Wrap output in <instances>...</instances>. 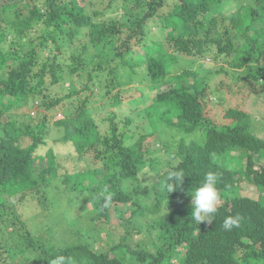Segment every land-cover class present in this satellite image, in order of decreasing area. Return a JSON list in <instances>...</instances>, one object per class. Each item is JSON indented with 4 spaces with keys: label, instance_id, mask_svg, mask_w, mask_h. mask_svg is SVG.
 Segmentation results:
<instances>
[{
    "label": "trees",
    "instance_id": "obj_1",
    "mask_svg": "<svg viewBox=\"0 0 264 264\" xmlns=\"http://www.w3.org/2000/svg\"><path fill=\"white\" fill-rule=\"evenodd\" d=\"M113 1L105 9H91L88 0H11L0 5V45L8 41L9 47H0V209L6 203L1 196L9 193L20 195L15 202L24 209L43 185L59 176L68 189L55 202L40 204L45 221L59 225H48L47 238L35 240L27 229L20 233L26 217L13 214L14 227L0 230L2 264H18L12 261L17 256L25 264H49L58 255L74 264H127L125 252L112 251L128 250L127 239L143 228L155 237L149 249L136 244L140 251L131 252L136 264H264V166L255 168L264 140L251 132L250 113L243 108L245 100L261 92L258 86L264 89V0H247L233 12L228 4L236 0H124L131 6L124 12L126 20L107 18ZM150 27L160 41L150 36ZM39 28L42 41L35 44L32 35ZM65 45L73 50L67 73L55 64L57 55L40 57L43 50L59 52ZM207 51L214 61L230 59L237 70L225 71L214 89L190 67ZM145 92L154 93L141 122L122 123L111 111L95 115V110L136 103ZM222 93L238 105L218 106L225 104ZM30 104L35 110L28 113ZM216 106L224 108L223 122L212 119ZM63 107H68L64 116L54 114ZM163 126L183 136L164 147L169 160L159 164L151 155L155 139L164 144L157 138ZM51 128L58 133L52 143L65 144L64 158L88 157L92 167L76 171L62 165L67 161H60L56 147H45ZM104 160L113 162L114 173L108 174ZM170 171H182L184 177L168 194L162 182ZM209 171L220 175L221 198L212 222L198 224L190 215V192ZM244 181L255 187V198L240 196ZM104 196L111 197L107 206ZM76 206L91 215L82 222L103 220L105 226L113 210L124 232L118 243L99 240L94 249L88 231L76 230L73 244L56 246L53 240L62 239L64 229L58 228L66 219H50L75 214ZM237 214L241 226L225 231L224 219ZM5 234L13 247L7 248Z\"/></svg>",
    "mask_w": 264,
    "mask_h": 264
},
{
    "label": "rangeland",
    "instance_id": "obj_2",
    "mask_svg": "<svg viewBox=\"0 0 264 264\" xmlns=\"http://www.w3.org/2000/svg\"><path fill=\"white\" fill-rule=\"evenodd\" d=\"M9 1L11 0H0V5L1 4H5V3H9ZM93 3L91 4V9H105L107 7V4L109 2V0H88L87 3ZM247 2V0H236L231 2L230 4H228V11L230 10L231 12L235 11L236 8L240 5H245ZM130 4L125 3L124 0H114L111 3V6H109V8L107 9V18L108 17H123L124 20L128 19L129 17L124 14L126 8H130ZM227 9V7H226ZM220 11H225V9H219ZM227 11V13H228ZM7 18H11L12 14L11 13H7ZM131 19V18H130ZM96 20H101V17L96 18ZM71 25V23L69 24ZM224 25V22L222 23V26ZM66 27V26H65ZM42 28L40 30H38V32L33 33L32 35V39L35 40V44L39 43L42 41ZM156 30L152 27L148 28V33L150 34V36L155 37L156 41H160L157 40V34L155 33ZM168 31L163 32L164 34L167 33ZM10 39V38H9ZM164 46L166 47L167 43L162 41ZM8 43V41H7ZM1 44L0 47L5 49H8V44ZM72 48L69 45H65L63 47H61V50L59 52H56L52 49H48V50H43L40 52V57L41 59H45L47 57H52L53 55H57V59L55 61V64H61L62 67L64 68V71H66V73L68 72L67 67L72 65V62L70 61L71 59V55L73 54V50H71ZM186 62H188L189 60L186 59ZM189 63V62H188ZM190 65V64H189ZM191 69L197 71L200 75H202L203 77H205V82H207L210 85L211 89L215 88V84H217L218 82L224 80L225 77V71H228V73H232V72H236L237 70L235 68L232 67L231 61L228 58H224L220 57V59L214 61L212 59V54L210 52H205L204 55H202L201 58H196L195 61H192L191 65H190ZM240 71V72H239ZM239 73H245L244 69L242 70L240 68V70H238ZM224 73V74H223ZM65 78V77H64ZM139 77H136L135 80H138L140 82L141 85L144 84V82L140 79H138ZM103 77L100 79L102 81ZM80 83L84 82V78L82 77V79L78 80ZM233 82V80H232ZM260 83V82H259ZM135 82H133L131 84V86H135ZM78 84H75V87L77 88ZM102 85V84H100ZM64 86L66 87L65 89L67 90L69 87V82L66 80V82L64 83ZM259 89H261L260 93H257L256 95H254L250 100H245V102L243 103L245 109H247L250 113V117H251V132L254 133L257 137L261 138L264 140V89L260 86H258ZM101 89V88H100ZM55 90V89H54ZM164 90V88H161L159 91ZM158 91V90H157ZM113 94L115 93V90H113L112 92ZM154 93V92H153ZM153 93L152 92H145L141 97H137V101L136 103H132L131 101L128 102H124L121 106H117V107H108L107 109H103L102 111L95 110V115L102 117L103 115H108L109 112H114L118 115V118H120L121 122H125L127 119L131 120V121H139L141 122L143 120V113H144V108L150 104V101L153 97ZM222 97L225 99V104H221L218 106H232V105H238L237 104V99L229 97L226 93H222ZM73 105V104H71ZM71 105H69L68 107H70ZM216 106L214 108V113H215V118L214 119L216 122H223V120H221V116L224 113V108L222 107H218ZM240 106V105H239ZM67 108L63 107V108H58L57 111L54 112L55 115L57 116H64ZM32 110H35L34 106H32L30 104V108L27 110L28 113L32 112ZM98 118V117H97ZM19 119V117H18ZM220 119V120H219ZM143 124V122H142ZM132 125V124H131ZM131 125L129 127H131ZM57 131L55 129L51 128V131L47 137V142L49 145L46 144L45 147L48 146H53L56 147L58 153V157L62 160H60L61 162H65L67 161V163H62L63 164H69L68 167L75 169L76 171H79L80 169H84L85 167H83L84 165H86L87 167H92V160L91 158H84L82 159L81 157L78 158H72V157H65V155H62V147H65L63 144L61 143H52V139L57 138ZM157 138H159V140H161V142H163L164 144L161 146L160 144H158V140L155 139V141H153V148H155L154 150V154L151 156H155L157 158H159V164L162 161L165 160H169L166 159L167 154L164 152V147H168L169 145H176L177 142L179 141V137H182L183 134L181 133V131L177 130L174 127H169V126H163L160 127L158 129V133H157ZM185 139H188L189 136L185 137ZM26 140H28V138H26ZM43 147L40 149L41 152H43V150H45L46 148ZM60 150V151H59ZM152 150V149H151ZM65 151V150H63ZM172 161V160H170ZM103 162V161H102ZM104 163H106L105 167H106V171L108 172V174L114 173L116 171V167L114 166L113 162L109 161V160H104ZM164 165V163L162 164ZM45 166V165H43ZM264 166V153L263 156L257 160H255V168L258 169L260 167ZM100 170L102 168H99ZM102 171V170H101ZM64 172L63 169L59 170V173ZM103 172V171H102ZM58 173V174H59ZM36 175V174H34ZM62 181V177L59 176L57 177L53 182L49 183V185H43L40 188V193L38 192V194L35 195L34 199H32L30 201V203H28V206L25 207L24 209L19 205L16 204L15 200L17 198L20 197V195L18 193H12V194H4L3 196H1V200L2 201H6L3 210L0 209V230L1 231H10L14 226H11V223L15 221V219L13 218V214L14 215H18V214H22L23 217L25 218L24 221V225L25 228H20L21 230H19L20 233H24L25 229L29 230L30 232H32L34 239L35 240H40L42 238H47V236L49 235L50 230H48L47 228H49L48 225L52 226V227H56L59 226L57 225L56 221H54V223H49V221H45L46 219L42 216V211L44 209L43 205L40 204H44L46 203H50V202H55L56 200H58L59 196L61 195H65L66 193H68V189L67 187L63 184ZM124 188H131L132 186H128L126 184H124ZM14 191V190H13ZM43 193V197L40 198V195ZM247 195L248 197H253L255 198L257 196V191L255 189V187L249 183V182H242L241 183V187H240V196H244ZM40 201V202H39ZM42 201V202H41ZM66 205H68L70 208V204L66 202ZM87 208H90V206L87 204L86 205ZM76 211L75 214H71L69 213L67 216L65 214L66 217L64 216H54L53 218H51L50 220H58V219H66L65 223L63 225V227H59L58 229L61 230L62 228L64 229V232L61 233V240L59 239H55L54 244L56 246H64V245H70L73 244L75 237L73 236V234H75L76 230H79L81 233H85L88 231V241L90 243L91 246H93L94 249L99 247V240L102 241H106L105 244L108 243V245H111V240L114 241V244L112 246H114L115 244H117L118 239L121 235H123V228L121 226H119V224H117V218L114 217V212L112 210L111 212V217H110V221L108 225H104L102 222H104L103 220H94L91 223L90 222H82V220H84L85 218H88L89 220H91V215L90 213H82L81 209L80 211L77 210V206L75 207ZM120 211V209H119ZM36 217V221H33L31 218ZM102 221V222H101ZM37 225V226H36ZM17 227V226H15ZM94 227V230H92L91 228ZM108 231V234H105V231ZM105 234V235H104ZM155 235L151 234L150 236H147V234H145L144 228L141 229L140 234H134L133 236H131L129 239H127L126 243L128 244V250L125 247H119V248H115L114 251H112L113 253H117V252H125V261L127 264H136V259L131 256V252H134L136 250L140 251V248L136 245V244H142L144 246H147V248L149 249V243L150 240L154 239ZM111 239V240H110ZM10 238L9 235H4V241L8 244L7 248H11L13 247V245L10 244L9 242ZM14 249H12L10 252L13 253ZM111 256V254H110ZM12 261H15L18 264H25L22 260V258H20V256H17L15 258H12ZM0 264H2V261L0 260Z\"/></svg>",
    "mask_w": 264,
    "mask_h": 264
},
{
    "label": "clouds",
    "instance_id": "obj_3",
    "mask_svg": "<svg viewBox=\"0 0 264 264\" xmlns=\"http://www.w3.org/2000/svg\"><path fill=\"white\" fill-rule=\"evenodd\" d=\"M183 177L184 174L182 171H170L167 179L162 182L163 190L168 194L173 193L177 190V187L181 183ZM219 179V173L209 171L205 174L203 182L194 191L190 192V215L198 224L201 222L211 223V217H214L217 212V205L221 198L217 189ZM101 195H103V193ZM110 199V196H104L105 206H107ZM165 211L167 212L166 207ZM222 226L225 231H231L233 228H239L241 226V217L238 214L226 217ZM49 264H74V262L70 257L58 255L54 259H51Z\"/></svg>",
    "mask_w": 264,
    "mask_h": 264
}]
</instances>
